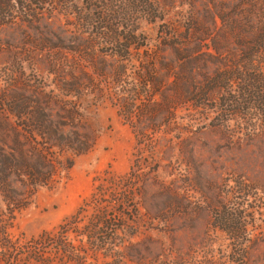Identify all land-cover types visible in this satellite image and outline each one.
<instances>
[{
  "label": "rangeland",
  "instance_id": "obj_1",
  "mask_svg": "<svg viewBox=\"0 0 264 264\" xmlns=\"http://www.w3.org/2000/svg\"><path fill=\"white\" fill-rule=\"evenodd\" d=\"M88 1L103 5L43 0L20 7L12 0L5 8L0 24V264H38V258L45 264H264L262 119L241 109L221 121L208 102L209 109L187 105L158 114L155 132L146 128V120H124L118 97L123 89L98 77L92 67L108 76L116 67V59L106 55L109 48L93 41L98 34H116V20L110 30L99 29L93 20L97 9ZM186 10L168 9L164 21L178 25ZM157 30L158 24L142 22L137 33L153 47ZM78 42L91 45L89 59L70 51ZM207 53L203 60L210 61ZM164 57L174 59L169 49ZM135 59L126 64L127 89L137 73ZM206 67L209 75L228 68L211 62ZM165 88L162 83L158 91ZM160 101L148 96L144 104ZM142 107L136 104L134 112ZM12 110L24 111L23 117L18 120ZM34 116L44 135L36 131L41 127ZM136 133L143 135L139 144ZM58 138L66 147L54 145ZM37 172L46 184H30L27 174ZM106 197L105 208L110 217L116 214L120 229L107 243L93 246L79 231H86L99 209L96 202ZM223 205L240 212L244 238L232 240L219 228L226 219ZM74 215L79 223L65 237L67 255L54 248L40 256L28 248Z\"/></svg>",
  "mask_w": 264,
  "mask_h": 264
},
{
  "label": "trees",
  "instance_id": "obj_2",
  "mask_svg": "<svg viewBox=\"0 0 264 264\" xmlns=\"http://www.w3.org/2000/svg\"><path fill=\"white\" fill-rule=\"evenodd\" d=\"M11 1L0 0V24L4 23V11ZM13 1L20 7L23 6L22 2L43 3V0ZM94 1L103 3L102 6L96 7L95 2L88 1L89 8L97 9L96 18L93 20L97 19L99 29L110 30L112 22L116 20V34H98L93 39L97 45L109 48L106 55L116 59V67L110 76L99 66L92 64V67L98 77L104 80L106 78L112 84L116 83V89H123L118 97L123 98L120 111L124 120H146L150 122L146 128L155 132L158 125L153 119L158 114L187 105L204 110L209 102L213 103L210 104V111L216 112V119L221 121L239 115L242 109L245 112H255L264 122V0ZM176 6L187 8L179 24L166 23L164 18L168 9ZM104 11L107 12L103 17ZM142 22L158 24V43L153 47L146 44L141 33H137ZM119 26L126 32L122 33ZM90 47L88 43L78 42L70 51L89 59ZM168 49L173 53V61L164 60V51ZM206 51L211 57L210 61L203 60ZM133 58H136L138 69L134 84L127 89L123 87L126 64ZM208 62L214 63L215 66L227 65L228 68L213 69V74L209 75L206 67ZM162 83L166 88L159 92L158 88ZM148 96H159L161 101L155 105H145L144 99ZM136 104L143 106L139 114L134 112ZM12 113L19 120L24 111L12 110ZM33 120L38 123L36 127H41L39 118L34 116ZM42 127L36 129L40 135L45 134ZM142 137V134L136 133L138 144ZM61 140L62 138H58L57 141ZM64 143L54 145L63 148L66 147ZM27 175L32 178L31 185L46 184L39 173ZM109 199H98L96 204L99 209L87 224L86 231H83V228L79 231L80 235H85L90 245L107 243L116 230L120 229V226H116V214L110 217L105 208ZM222 208V215L226 219L219 228L232 240L244 238L245 226L238 218L240 212L227 210L230 208L227 205ZM77 223L79 221L74 215L65 221L55 234L40 236L28 248L40 256L54 248L67 255L68 246L64 240L69 231H76ZM38 259V264L46 263Z\"/></svg>",
  "mask_w": 264,
  "mask_h": 264
}]
</instances>
